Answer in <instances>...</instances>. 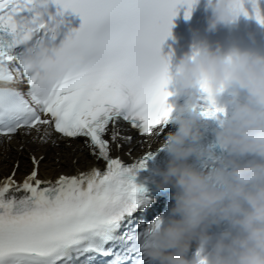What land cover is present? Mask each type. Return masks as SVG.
Here are the masks:
<instances>
[{
    "label": "snow or ice",
    "instance_id": "1",
    "mask_svg": "<svg viewBox=\"0 0 264 264\" xmlns=\"http://www.w3.org/2000/svg\"><path fill=\"white\" fill-rule=\"evenodd\" d=\"M197 2L0 0V136L34 129L41 143L52 131L83 138V147L106 162L103 170L93 166L41 180L43 156L32 155L33 170L22 183L15 170L0 182V264H128L140 240L152 243L161 220L137 222V214L147 215L151 207L135 180L155 151L128 163L110 155L111 145L119 149L133 141L121 136L123 123L141 142L165 134L173 93L171 54L162 55V46L180 9L188 18ZM248 2L264 25L258 0ZM230 3L238 16L250 15L245 0ZM69 11L82 23L65 32ZM73 54L82 60L67 67ZM199 89L207 92L203 83ZM199 99L204 103L193 106L202 117L222 124L225 109Z\"/></svg>",
    "mask_w": 264,
    "mask_h": 264
},
{
    "label": "clouds",
    "instance_id": "2",
    "mask_svg": "<svg viewBox=\"0 0 264 264\" xmlns=\"http://www.w3.org/2000/svg\"><path fill=\"white\" fill-rule=\"evenodd\" d=\"M206 8L211 10L209 31L240 17L230 0H207ZM81 60L73 54L66 66ZM201 83L209 105H218L234 89L230 112L216 132L227 155L208 171L189 163L192 156L211 153L200 144L202 115L193 106ZM168 86L174 96L186 97L183 105H172L177 130L168 135L171 158L157 185L161 191L174 189V204L145 248L147 257L155 264H264V54L239 48L223 52L202 41L179 57L169 71ZM240 90H245V99ZM249 154L260 159L242 162ZM222 222L230 227L213 242L210 229ZM193 242L197 252L189 258ZM210 244L211 252L202 256Z\"/></svg>",
    "mask_w": 264,
    "mask_h": 264
},
{
    "label": "bare ground",
    "instance_id": "3",
    "mask_svg": "<svg viewBox=\"0 0 264 264\" xmlns=\"http://www.w3.org/2000/svg\"><path fill=\"white\" fill-rule=\"evenodd\" d=\"M27 139V137H23L22 141L21 139H13L8 144L3 143L2 146L0 145V176L10 172L12 163L16 159L19 161L17 172H20L21 166L28 162L24 158L26 150L33 151L36 154H44L39 164L42 174L47 173L55 175L61 170H73L74 167L82 169L95 163L79 141H73L70 146L60 142L59 147H53L49 146L47 143ZM20 146L23 147L22 150H19ZM4 153L5 156H3ZM6 156H8V158H6ZM46 158H51V160L48 161ZM73 158L77 159L75 164L73 163Z\"/></svg>",
    "mask_w": 264,
    "mask_h": 264
}]
</instances>
